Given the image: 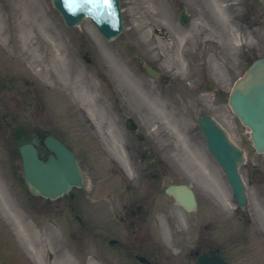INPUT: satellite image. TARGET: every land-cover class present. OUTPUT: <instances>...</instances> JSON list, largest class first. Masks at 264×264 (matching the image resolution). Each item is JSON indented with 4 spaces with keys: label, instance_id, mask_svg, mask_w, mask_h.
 <instances>
[{
    "label": "rangeland",
    "instance_id": "374dc122",
    "mask_svg": "<svg viewBox=\"0 0 264 264\" xmlns=\"http://www.w3.org/2000/svg\"><path fill=\"white\" fill-rule=\"evenodd\" d=\"M121 1L126 30L118 40L108 43L89 23H85L80 29L68 31L60 15L54 10L51 0H0V27L2 28L1 31H4L3 33L0 32V78L15 80L16 83L20 84L16 90L29 89L27 87L29 81L36 84V89L42 95L38 103L44 109L38 114V125L41 129L55 126L80 127L81 121L85 123V120L80 115L79 107L86 111L89 108V117H93L95 119L93 121L98 123L100 127H116L115 123L110 122L108 124V116L97 104L98 83L94 76L87 73V63L84 61V56H81L87 48V45H82L83 40L92 44L90 46L98 45L94 46L96 49L99 47V51L98 49L96 51L98 59L107 60L115 72L117 69L120 71V75L124 73L122 82L138 91L140 86L144 93L146 90L140 85L139 78L128 73L126 68L122 66V60L127 57L123 48L129 41L140 44L138 47L140 53L147 57L158 58L161 50L166 51L167 46L172 47V38L181 46L183 40L177 39V36H186L185 39L194 45L196 40H202L203 34H206L203 38L204 41L210 39L214 28L213 23L217 28L215 29L217 36H219L218 32H225L229 39L231 35L229 31H231L235 38V25L231 23L232 18L239 15L242 17L244 13L243 8L238 7L241 2L243 3V0ZM244 2L246 3V0ZM182 6L194 17L192 24L187 29L181 26L178 21V12ZM156 30H159V33H156ZM164 34H167V37ZM232 86L233 84L228 81V91ZM146 88L147 90L150 89L148 86ZM159 96L154 90L147 91L142 95L134 94L133 100L139 112L132 111V113L135 117L137 116L144 127H167L173 130L197 127V121L201 114L187 115L183 114L182 111L175 112L171 109V103L167 102L169 112L172 114L170 115L166 111V103L163 102L165 99L163 96L160 99L157 98ZM169 98L171 97L168 96ZM211 100V97H208L205 102ZM14 102L8 99V107L15 108ZM204 111L215 113V117L228 129L236 143L246 149L248 161L243 171L246 181L252 180L254 167L264 170V157L255 152L249 142V131L241 126L229 106L228 112L224 106L222 108L216 106L212 109H208L207 106ZM77 115L80 116V119ZM17 118V111H11L8 114V123L16 126ZM120 127H124L121 120ZM197 143L201 162H209L207 168L210 169L213 182L224 184V180H221V170L217 165H213L215 164L214 161H209L210 155L201 136H198ZM115 146L116 149L114 150L121 153V144H115ZM204 181L209 180L206 177L201 178V183ZM94 185L95 180L89 177L88 188ZM257 188V186L250 188L254 197L253 203L256 206H258ZM14 194L23 200L17 187L14 189ZM0 201H4L6 207L15 216L9 221H20L1 184ZM13 225L15 226V224ZM14 229L17 233L21 231L20 226H15ZM30 231L33 232L32 229ZM5 232L6 228L0 225V255L2 259L7 261V264H16L15 261L18 259L22 261V264H28L18 246L21 241H14L11 237L6 238ZM25 235L24 233L23 240H25ZM49 236H51L50 240L40 243L35 239V234L32 233L30 235L31 241L25 240L27 243L24 244L28 251V245H31L38 254H45V248L57 250L58 244L60 245L59 231L52 229ZM19 254L22 258H19ZM59 258L60 261L56 264H68L64 257L63 259L62 257Z\"/></svg>",
    "mask_w": 264,
    "mask_h": 264
},
{
    "label": "flooded vegetation",
    "instance_id": "af4514ba",
    "mask_svg": "<svg viewBox=\"0 0 264 264\" xmlns=\"http://www.w3.org/2000/svg\"><path fill=\"white\" fill-rule=\"evenodd\" d=\"M225 56L228 57V54ZM208 57L209 55L203 54L201 70L196 76L198 81L203 79L206 89L213 81L218 83L220 77V72L215 71ZM257 57L258 54L254 51L243 57L240 64L245 67ZM226 65L228 66V63ZM172 72H176V69L174 68ZM160 83L164 85L165 90H171L173 94H177L176 97L183 100L182 93L185 87L180 78L169 81L166 74L160 77ZM107 86L112 95L102 96L105 99L103 102L107 103L112 111L117 109L124 120L130 117L120 106L118 85L114 86L107 82ZM186 88L189 95L194 98L199 97L200 87L189 84ZM225 92L218 89L212 95L215 98H221ZM125 103L130 105L129 101ZM70 128L74 129V127H67L65 131L68 133L65 135L58 131H55L57 133L55 135L68 146L75 148L85 170L86 161L95 160L98 157L103 140L95 127H76L73 133H70L72 131ZM156 128L138 127L135 131H127V145L133 156L142 163L143 169H140L138 173L136 184L129 185L122 180L120 183H114V187L108 188L112 193H108L104 200H108L109 204H101L96 211L98 219L95 223L98 233L95 237L85 241L87 250L96 249L100 257L111 259V264H144L138 259L139 257L147 260L145 264H184L182 260L171 262L162 239L160 241V237L154 235L156 217L158 218L159 215H163L167 220L171 219L179 230H182L173 204L168 199L161 202L157 199L138 197L141 194L140 191H143V180H146L152 193H159L164 192L171 184L190 185V177L194 175L193 172L177 170L174 159L168 156V151L172 153L174 150L171 147L172 140L168 141L172 138L165 133L167 131L160 127ZM194 190L198 209L188 215V231L186 235L182 234L183 239L184 237L186 239L185 244L191 247L187 250L189 254L186 257L193 259L200 254H210L216 251L231 264H264L263 236L246 234L240 238L228 237V220L231 215L228 213V204L225 203L224 194H216L214 189L208 188L199 190L194 188ZM77 192L65 197L64 207L77 222L85 223L82 218L86 217L87 225L89 224L88 209L82 203L84 198L82 192ZM239 211L237 209V212ZM181 238L180 235L170 236L172 244L176 247H181ZM182 248L184 249V244Z\"/></svg>",
    "mask_w": 264,
    "mask_h": 264
},
{
    "label": "water",
    "instance_id": "95a60500",
    "mask_svg": "<svg viewBox=\"0 0 264 264\" xmlns=\"http://www.w3.org/2000/svg\"><path fill=\"white\" fill-rule=\"evenodd\" d=\"M58 8L62 9L67 18L74 19V23L82 20L84 16H90L96 25L108 36L109 39L118 35L121 31L119 6L117 0H54ZM113 5L111 6V4ZM231 105L234 112L240 117L242 123L252 130V141L258 151L264 153V59L256 62L247 76L238 82L232 97ZM199 129L204 135L208 148L218 160L226 173L234 190L236 200L245 205L246 187L242 181L239 166L245 162L244 151L237 147L229 135L211 117L206 116L199 121ZM75 176L79 181H71L70 186L81 184V172L78 167H73ZM69 186V187H70ZM68 191L67 188L65 190ZM172 193L178 201L176 190ZM46 197L55 198L60 193H46ZM182 204H185L181 201ZM202 264H222L218 259L205 260Z\"/></svg>",
    "mask_w": 264,
    "mask_h": 264
},
{
    "label": "bare ground",
    "instance_id": "6f19581e",
    "mask_svg": "<svg viewBox=\"0 0 264 264\" xmlns=\"http://www.w3.org/2000/svg\"><path fill=\"white\" fill-rule=\"evenodd\" d=\"M2 33L4 32V31H1Z\"/></svg>",
    "mask_w": 264,
    "mask_h": 264
}]
</instances>
